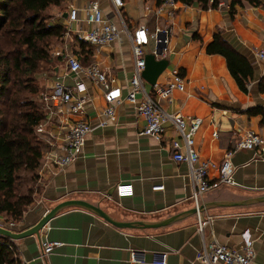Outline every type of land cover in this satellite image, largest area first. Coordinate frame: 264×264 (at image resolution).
Wrapping results in <instances>:
<instances>
[{
	"label": "crops",
	"instance_id": "crops-1",
	"mask_svg": "<svg viewBox=\"0 0 264 264\" xmlns=\"http://www.w3.org/2000/svg\"><path fill=\"white\" fill-rule=\"evenodd\" d=\"M86 1L64 0L53 8L51 21L61 18L64 24L68 7L82 6ZM125 3L124 15L131 29L140 24H146L150 31L167 22L173 25L169 52L157 57L166 59L168 65L156 83H165L177 71L185 79V89L173 90L170 99L160 102L167 112L202 119L194 136L195 148L200 160L209 163L211 181L218 177V166L225 153L233 151L236 184H220L203 195L201 215L209 221L203 234L197 229L196 212L164 226L119 228L96 213L71 207L53 216L39 235L14 240L20 260L27 264H154V260L161 261L166 255V264H201L196 254L204 242L239 248L242 233L249 231L255 249L250 264H261L264 201L207 209L205 205L264 196V152L235 148L239 136L246 131L264 138V61L256 55V50L264 44V0L255 5L244 2L234 11L228 2L205 9L197 2L187 5L179 0L169 17L164 12L159 15L155 12L162 0H125ZM101 4L109 13V1L101 0ZM215 34H220L248 61L251 74L245 81L246 91L240 89L231 75L224 56L207 53L206 47ZM61 36V43L53 52H65ZM75 45L73 51L84 64L97 63L102 70L115 75L125 92V83L134 67L125 34L102 47L82 42ZM149 46L146 53L153 50ZM51 57L59 64L52 66L54 72L49 77L63 76L65 58L53 54ZM42 77L43 86L49 77ZM62 80L71 83L68 76ZM84 82L91 103L83 114L71 117V121L86 119L92 126L83 154L63 168L44 167L41 199L44 206L29 212L18 229L32 226L52 207L70 199L98 205L119 221L159 222L195 209L188 164L173 158L171 140L181 141L173 124L165 123L160 142L139 135L145 121L137 115L133 104L123 101L116 109L117 123L102 127L101 111L107 105L104 89L86 78ZM144 85L150 91L154 84L145 80ZM123 182L133 184L132 196H117L116 185ZM157 185L164 188L154 190ZM48 241H59L61 245L42 259V245Z\"/></svg>",
	"mask_w": 264,
	"mask_h": 264
},
{
	"label": "built area",
	"instance_id": "built-area-1",
	"mask_svg": "<svg viewBox=\"0 0 264 264\" xmlns=\"http://www.w3.org/2000/svg\"><path fill=\"white\" fill-rule=\"evenodd\" d=\"M108 1L110 3L109 13L104 10L101 0H87L82 6L70 5L68 7L61 36L65 52H53V50L51 52L53 55L65 58V72L63 76L49 77L48 75L49 78L39 93V99L44 103L45 116L37 124L36 132L46 143L39 166V175L44 174V167L63 168L83 154L92 126L86 119L76 118L71 121V117L83 114L85 107L91 103L92 99L84 82L86 78L104 89L107 105L101 111L100 126L105 127L117 123L116 109L123 101L133 104L137 115L145 121L139 135L150 136L160 142L164 137L165 123L170 121L173 124L177 135L181 138V141L176 138L171 140L173 158L188 164V176L193 189L191 199L197 213V229L203 234L209 222L202 217L200 211L203 195L212 187L220 184H236L233 178L234 166L231 161L233 151L228 150L225 153L222 163L218 166V177L211 181L209 163L200 160L195 148L194 136L202 124V119L199 117L186 118L179 113L167 112L160 102L161 99H170L173 90L185 89L184 77L174 71L165 83H155L150 91L144 85L143 71L147 54L144 46L152 42L151 53L156 57L166 56L173 35V25L167 22L150 31L146 24H140L136 29H131L124 15L125 0ZM178 2L179 0H162L155 12L157 15L164 12L168 17L172 16ZM225 3V1H220L219 6ZM148 9L149 7L146 6L145 11ZM121 34L127 36L134 60L132 75L125 83V92L115 75L102 70L97 63L84 64L73 51L75 44L79 42L102 47L119 40ZM159 44L162 45L160 55L158 54ZM256 55L264 61V44L256 50ZM51 72L54 71L51 70ZM65 76L71 79V83H65L62 80ZM235 148L260 149L264 152V138L254 131H246L239 136ZM163 188V185L153 187L154 190ZM115 190L118 197L132 196L134 192L133 184L128 182L118 183ZM18 225L10 221L7 226L18 228ZM253 242L249 231L242 233V244L239 248L229 247L215 241L204 242L197 251L196 260L201 264H250L255 257ZM60 245L59 241L44 242L40 257L46 259ZM153 263L166 264V255L161 261L154 260ZM21 264L27 263L21 261ZM261 264H264V261Z\"/></svg>",
	"mask_w": 264,
	"mask_h": 264
},
{
	"label": "trees",
	"instance_id": "trees-1",
	"mask_svg": "<svg viewBox=\"0 0 264 264\" xmlns=\"http://www.w3.org/2000/svg\"><path fill=\"white\" fill-rule=\"evenodd\" d=\"M64 0H0V214L15 222L32 203L31 190L22 189L23 171L39 168L46 148L36 133L44 118V103L39 99L42 88L39 75L43 64H50L48 45L63 34L62 25L51 23L53 8ZM203 8H217L220 1L230 4L231 11L244 2L255 5L259 0H180ZM209 54L225 57L228 69L241 90L251 74L248 61L220 35L207 45ZM48 64V65H49ZM52 70V69H51ZM50 70V71H51ZM24 190V191H23ZM0 264H21L14 240L0 235Z\"/></svg>",
	"mask_w": 264,
	"mask_h": 264
},
{
	"label": "water",
	"instance_id": "water-1",
	"mask_svg": "<svg viewBox=\"0 0 264 264\" xmlns=\"http://www.w3.org/2000/svg\"><path fill=\"white\" fill-rule=\"evenodd\" d=\"M67 16V13H65ZM162 45H158V54H161ZM168 65V61L166 59H157V57L153 53H147L145 55V69L143 71V78L150 84H155L159 78V76L164 72ZM58 67L55 68L57 70ZM264 201V196L255 197L245 200L239 201H214L207 203L205 208H209L211 206H233V205H244L250 204L254 202H261ZM71 207H78L89 210L97 215L101 216L111 224L119 227V228H148V227H155V226H164L172 221L182 217L185 214L195 213L196 210L192 209L188 212H185L180 215H176L165 219L159 222H146V221H119L111 217L105 210H103L100 206L92 204L88 201L81 200V199H70L59 203L58 205L52 207L49 211H47L36 223H34L30 227H26L23 229L18 228H11L7 226L0 225V235L7 236L12 240H18L24 238L29 235H39L40 231L44 228L47 222L60 211L71 208ZM203 210V206L200 207V211Z\"/></svg>",
	"mask_w": 264,
	"mask_h": 264
},
{
	"label": "rangeland",
	"instance_id": "rangeland-1",
	"mask_svg": "<svg viewBox=\"0 0 264 264\" xmlns=\"http://www.w3.org/2000/svg\"><path fill=\"white\" fill-rule=\"evenodd\" d=\"M52 24H56V25H62L63 24V20L61 18H56V19H53L51 21ZM60 38L57 37L55 39H53L52 41H50L49 45H48V51L50 53L51 50H53L55 47L58 46V44H60ZM150 45L153 46V43L151 42ZM148 49H150V46L147 45V46H144V50L145 52L148 51ZM53 60V59H52ZM49 64V63H48ZM43 64V74L42 75H39V80H41V82H43L44 80L42 79L43 75H49L51 74V69H52V66L55 65V64H59L58 61H51L50 64ZM52 76V75H50ZM40 82V81H39ZM40 82V83H41ZM37 133V132H36ZM39 136V134H38ZM40 137V136H39ZM43 139V138H42ZM44 140V139H43ZM39 172H40V167L33 171V172H27V171H23L22 173V176H21V182H22V189H24L25 191H29L31 190V196H32V203L29 204L26 208H25V211L23 213V216L22 218L19 220V222L17 221L16 223H20L21 220L25 219L27 214L33 210H36V208H39V206H44L43 203L41 202V199H42V196H43V190H42V176L39 175ZM23 190V191H24ZM10 221H13L15 222V220H12L10 217L6 216L5 214H0V224L3 225V226H7L8 223ZM5 224V225H4ZM7 227H10V226H7Z\"/></svg>",
	"mask_w": 264,
	"mask_h": 264
}]
</instances>
